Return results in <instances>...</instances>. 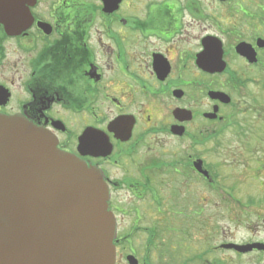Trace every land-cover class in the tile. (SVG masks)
I'll list each match as a JSON object with an SVG mask.
<instances>
[{
	"label": "flooded vegetation",
	"instance_id": "1",
	"mask_svg": "<svg viewBox=\"0 0 264 264\" xmlns=\"http://www.w3.org/2000/svg\"><path fill=\"white\" fill-rule=\"evenodd\" d=\"M10 18L0 113L100 169L115 264H264V0H34ZM208 38L222 71L203 65ZM229 127L250 140L223 142ZM196 226L217 243L191 253Z\"/></svg>",
	"mask_w": 264,
	"mask_h": 264
},
{
	"label": "water",
	"instance_id": "2",
	"mask_svg": "<svg viewBox=\"0 0 264 264\" xmlns=\"http://www.w3.org/2000/svg\"><path fill=\"white\" fill-rule=\"evenodd\" d=\"M29 1L0 0L6 30ZM203 65L224 68L220 42L208 38ZM108 197L98 168L61 151L41 127L0 113V264H115Z\"/></svg>",
	"mask_w": 264,
	"mask_h": 264
},
{
	"label": "rangeland",
	"instance_id": "3",
	"mask_svg": "<svg viewBox=\"0 0 264 264\" xmlns=\"http://www.w3.org/2000/svg\"><path fill=\"white\" fill-rule=\"evenodd\" d=\"M209 1V0H208ZM209 9V8H208ZM246 119H249L251 121H254L255 118L253 116V114L251 112L249 113H245L244 114ZM262 119L264 120V116H262ZM261 122V121H260ZM248 139L250 140V136L248 131H246L245 134L241 135H235L234 133V129L232 130V128H228L227 131H224L223 137H222V141L223 142H238L240 141L239 139ZM252 138H254V136H252ZM238 189L242 190V189H247L246 185H238ZM242 197V196H240ZM213 213V214H212ZM207 216H210L209 222L210 224H215L216 227H219L218 225V216L215 214V206L208 204L207 205ZM217 216V219H216ZM254 219V218H253ZM225 230L228 232H231L233 234H236V237L238 238H246L248 236V232L246 230H239L238 228H234V226L232 224L229 223H221ZM189 233V236H185L184 241L185 243L191 245V250L190 252L193 253L192 251H197L200 252L199 250H202L203 245L204 248H206L207 246H212L213 244L217 243V236L213 235L214 233H211L213 230L210 228H207L206 230L199 228L198 226H196V228H191L189 230H187ZM255 233L258 232L261 235H259L258 237H262L264 236V228L260 227L259 229H257V231H254ZM205 234V238L203 237V235ZM168 240H171L173 244H177L178 240L177 237L173 236L172 233H168ZM219 241V240H218ZM206 244V245H205ZM212 254H219L221 255V253L219 252H215V251H210ZM214 256V255H213ZM210 264H215V263H210ZM222 264H234L232 262H223ZM237 264H251V262H243V263H237ZM255 264H259V263H255Z\"/></svg>",
	"mask_w": 264,
	"mask_h": 264
}]
</instances>
